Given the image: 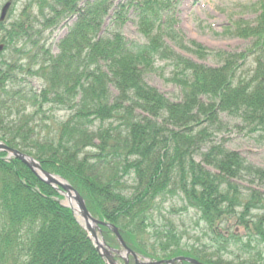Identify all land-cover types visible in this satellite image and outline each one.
Wrapping results in <instances>:
<instances>
[{"label": "trees", "instance_id": "obj_1", "mask_svg": "<svg viewBox=\"0 0 264 264\" xmlns=\"http://www.w3.org/2000/svg\"><path fill=\"white\" fill-rule=\"evenodd\" d=\"M115 1L32 0L22 21L0 24V141L66 178L91 213L132 241L150 225L159 197L182 193L210 227L235 219L248 229L247 244L235 242V258L253 257V242L260 257L264 195L240 188L264 185V168L229 148L226 135L247 131L264 147L263 30L241 53H208L167 37L200 61L212 54L216 65L209 66L169 47L165 22L151 34L173 3L143 10L137 0ZM130 9L145 33L142 44L122 32ZM65 22L55 55L45 34ZM159 63L169 65L178 100L145 80ZM30 77L42 82L40 90ZM58 109L68 111L65 120ZM6 155L0 153V264H105L57 191ZM254 211H263L256 223Z\"/></svg>", "mask_w": 264, "mask_h": 264}, {"label": "rangeland", "instance_id": "obj_2", "mask_svg": "<svg viewBox=\"0 0 264 264\" xmlns=\"http://www.w3.org/2000/svg\"><path fill=\"white\" fill-rule=\"evenodd\" d=\"M121 0L115 1L118 4ZM138 8L145 10L147 6L158 8L157 5L161 3L160 0H137ZM165 4L173 5V0H162ZM177 4L170 9H163L160 19L151 27V34H157L162 29L161 24L165 22L166 30L162 33L165 42L170 46L172 42L169 38L170 34L176 36L185 46L190 48L193 43L201 44L208 49V53L235 52L241 53L250 51L255 46L258 37L257 30L264 33V0H176ZM174 1V2H176ZM7 0H0V15L3 6ZM32 0H14L10 12L7 15V20L3 27L21 20L22 12L26 5L30 4ZM155 5V6H154ZM168 7V6H165ZM159 10V9H157ZM135 11L130 9L129 21L124 24L122 32L124 36L135 44H142L146 42L145 33L139 24V20L130 16ZM172 16V17H171ZM170 18L172 20H170ZM63 23L58 30L53 34L47 32L45 39L47 45L51 48L53 54L58 53V44L60 40L66 35V27ZM37 28V24H34ZM34 28V29H35ZM0 35V40L2 38ZM1 44V42H0ZM177 52L189 56L194 60H198L193 54L186 50L177 49ZM251 61H249L250 63ZM202 63L206 65H216V61L212 54L207 60ZM157 68L146 73L145 80L152 87L157 88L160 92L165 94L172 100H178L179 90L169 81L171 80V69L167 63H159ZM28 82L36 90H40L42 82L36 77H30ZM68 117L66 109H58L57 118L63 121ZM37 132H40L38 130ZM226 145L232 150L240 152L252 164L264 168V147L256 143L255 139L247 133V131H232L226 135ZM248 189L251 184H244ZM258 192L264 194V185L254 186ZM245 192L247 190H244ZM256 212H253L254 216ZM194 212L189 210L184 205L183 200L176 196L168 198L155 211L153 217L152 228L148 229L145 236L150 238L153 234L154 227L160 228L166 223L167 219H172L173 222L179 225L180 230L189 232L184 238L183 243L192 247L197 242V238L201 236L198 230H195L192 217ZM201 243H208V239L203 237ZM254 260V259H253ZM264 261V259H263ZM132 263V262H131Z\"/></svg>", "mask_w": 264, "mask_h": 264}, {"label": "water", "instance_id": "obj_3", "mask_svg": "<svg viewBox=\"0 0 264 264\" xmlns=\"http://www.w3.org/2000/svg\"><path fill=\"white\" fill-rule=\"evenodd\" d=\"M9 8V4L3 9V13H2V17L1 19L3 20L5 18L6 12ZM2 48H0L1 50ZM0 151H5L7 153H9V157H15L19 160H21L25 165H27L31 170H33L36 175L44 182H46L47 184H52V185H57L60 186L61 188H63L67 193L66 196L68 197V200L70 202V207L74 210L73 207V203L72 200H74L77 203V206L82 214V216L84 217V219L86 220V222L89 224V222L91 221L92 223H99L98 221H96L91 214L89 213L85 201L83 199V197L79 194V192L73 188L70 184L64 182V180L60 177H57L55 175H52L48 172H46L45 170H43V168L41 167V165L32 157L23 154L21 152H19L18 150L12 149L10 147H8L7 145L0 143ZM114 232L119 236V232L117 230V228L112 227ZM91 233H93V235L95 236V233L93 230H91ZM120 241L122 242L123 246L126 247V245L124 244L123 240L121 237ZM98 250L100 248H102L105 252V258L108 260V262L110 264H115L114 260L109 256L108 251L105 250V248L98 243ZM192 263H196L194 260H189Z\"/></svg>", "mask_w": 264, "mask_h": 264}, {"label": "flooded vegetation", "instance_id": "obj_4", "mask_svg": "<svg viewBox=\"0 0 264 264\" xmlns=\"http://www.w3.org/2000/svg\"><path fill=\"white\" fill-rule=\"evenodd\" d=\"M100 233H103V235H104V231L103 230H100L99 231ZM202 247H204L203 245L200 247V249H201V251H203L202 250ZM116 248V247H115ZM116 250V249H115ZM208 252H209V254L207 255V258H204V256H203V253H201V254H198V255H196L197 253H194L193 254V256L192 257H195V258H197V260H199L201 263H203V264H215V259H214V252L211 250V247L210 246H208ZM200 255H202L203 257H201ZM116 256V258H118L119 260V262L121 261V259H122V257H121V255H115ZM143 257V256H142ZM151 257V256H150ZM178 257H181L180 255L179 256H177V258ZM182 257H187V256H182ZM143 258H145V257H143ZM142 258V259H143ZM149 259V258H148ZM175 259V258H174ZM172 260V259H171ZM155 260H153L152 258L150 259V262H154ZM175 264H188L186 261H175Z\"/></svg>", "mask_w": 264, "mask_h": 264}]
</instances>
